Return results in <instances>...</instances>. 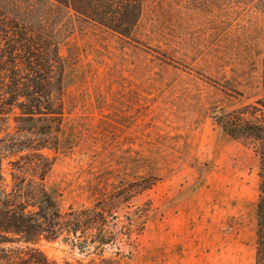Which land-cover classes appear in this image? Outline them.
<instances>
[{
  "label": "rangeland",
  "instance_id": "1",
  "mask_svg": "<svg viewBox=\"0 0 264 264\" xmlns=\"http://www.w3.org/2000/svg\"><path fill=\"white\" fill-rule=\"evenodd\" d=\"M141 3L124 38L49 0H0L51 45L55 113L0 124L1 186L32 181L63 214L104 209L103 257L32 246L59 264H256L259 159L218 117L264 107V0ZM4 248L11 264L26 253Z\"/></svg>",
  "mask_w": 264,
  "mask_h": 264
},
{
  "label": "trees",
  "instance_id": "2",
  "mask_svg": "<svg viewBox=\"0 0 264 264\" xmlns=\"http://www.w3.org/2000/svg\"><path fill=\"white\" fill-rule=\"evenodd\" d=\"M49 1L124 38L131 35L142 12V0ZM5 8L0 7V124L7 125L12 120L24 126L55 114L49 90L53 82L47 74L51 68L44 59L51 45L44 33L17 20ZM54 54L58 60L56 50ZM59 82L60 78L56 80ZM258 105L260 101L222 112L218 125L231 140L252 148L259 159L256 264H264V107ZM2 181L0 174V264H11L6 245L25 246L26 253L23 257L20 253L17 264H59L32 247L41 241H60L81 255L100 258L106 247L114 245L116 239L109 233L104 209L98 213L99 205L63 214L44 187L34 186L32 181L25 185V180L13 178V189L7 192Z\"/></svg>",
  "mask_w": 264,
  "mask_h": 264
}]
</instances>
